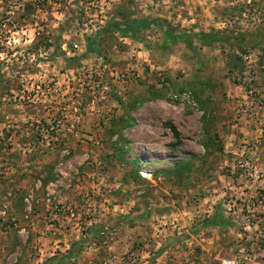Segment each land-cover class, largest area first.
Masks as SVG:
<instances>
[{
  "label": "rangeland",
  "instance_id": "obj_1",
  "mask_svg": "<svg viewBox=\"0 0 264 264\" xmlns=\"http://www.w3.org/2000/svg\"><path fill=\"white\" fill-rule=\"evenodd\" d=\"M235 85L264 86V0H0V264H264V159L221 133Z\"/></svg>",
  "mask_w": 264,
  "mask_h": 264
},
{
  "label": "crops",
  "instance_id": "obj_2",
  "mask_svg": "<svg viewBox=\"0 0 264 264\" xmlns=\"http://www.w3.org/2000/svg\"><path fill=\"white\" fill-rule=\"evenodd\" d=\"M242 89L243 86L241 85H235L233 87L230 86L229 95L232 91L234 93L230 96V98H227L226 104H223V106L226 107L224 113H230L233 120L235 119V123L231 125L230 129L228 127V129L224 127V130H221V133L223 134L224 139H226L224 144H245L247 142L250 144H256L254 145V150L248 152L249 159H241L242 161L245 159L246 163H248V161H251L252 163L257 161L260 157L264 159V154L261 156V151L264 153V111H258L255 106L259 101H261L260 99H262V102L264 103V86H259L258 88L254 87L253 89ZM250 90L255 91L256 94L249 95L247 92ZM255 149L257 151H255ZM258 151H260L259 155H257ZM232 152L235 153L236 149H233ZM252 152H254L256 156L251 157ZM238 153L241 156L245 153V151L238 149ZM251 159H254V161ZM262 167H264V163ZM243 177H245V175L242 173H238L236 175L235 180L237 182V186H235V189L236 191H239L240 195L244 194L243 197H246V191L244 189H246L247 186ZM239 183H242L243 185ZM238 197L241 198L242 196ZM248 197H251V195ZM245 200L249 201L247 199Z\"/></svg>",
  "mask_w": 264,
  "mask_h": 264
},
{
  "label": "trees",
  "instance_id": "obj_3",
  "mask_svg": "<svg viewBox=\"0 0 264 264\" xmlns=\"http://www.w3.org/2000/svg\"><path fill=\"white\" fill-rule=\"evenodd\" d=\"M25 10H29L32 9L34 10V6L31 3H27L25 5ZM132 10V9H131ZM131 10L128 12L131 13ZM158 27V28H162V25L159 21H148V20H144V19H140V18H125L124 20H118L115 17L110 18V20L108 21V26L107 29L105 30L106 32L104 33H109L111 31H121L123 34L129 35L130 37H138L139 32H141L144 29H148V28H152V27ZM163 32L165 33V35L167 37H170L174 40L180 39V40H184V42L186 43V45L188 47L191 48V42H190V35L188 34H179V35H175L172 34L166 30H163ZM195 38H197L199 40L200 43H207L208 41H214L217 40V37L213 34H201V35H195ZM91 43H88V50H95V47H91ZM256 87V86H255ZM193 101L195 102L194 98L192 97ZM188 105V104H187ZM195 106H196V102H195ZM170 130L172 131L174 137H178L179 134L176 130V128L172 125L169 126ZM125 145V144H124ZM125 148H127L125 146ZM121 153H124V150H121ZM186 164L185 163H181V162H177L175 164V168H174V172L176 175L179 176V168H183L185 167ZM215 220H212V224H218L220 223L219 218H214Z\"/></svg>",
  "mask_w": 264,
  "mask_h": 264
},
{
  "label": "built area",
  "instance_id": "obj_4",
  "mask_svg": "<svg viewBox=\"0 0 264 264\" xmlns=\"http://www.w3.org/2000/svg\"><path fill=\"white\" fill-rule=\"evenodd\" d=\"M249 95H252L251 93H253V91H248L247 92ZM169 98L170 100L174 101V102H184L186 104H188L191 107L195 106V102L192 99V96L189 92H180V93H170L169 94ZM258 109L262 110L264 108V103L260 102L257 104ZM139 174L146 178L147 176H151L152 172L150 170H146V169H142ZM241 251H243V248L240 249ZM244 260H246V257H244L242 259L241 256L236 257L235 259H230V260H223L221 262V264H258V263H246Z\"/></svg>",
  "mask_w": 264,
  "mask_h": 264
}]
</instances>
